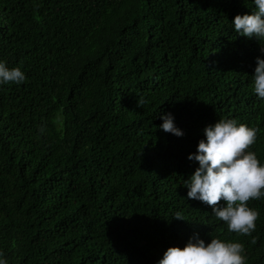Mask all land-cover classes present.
I'll return each mask as SVG.
<instances>
[{"label": "trees", "instance_id": "trees-1", "mask_svg": "<svg viewBox=\"0 0 264 264\" xmlns=\"http://www.w3.org/2000/svg\"><path fill=\"white\" fill-rule=\"evenodd\" d=\"M252 0H0V254L7 264H157L199 234L264 264V198L251 234L188 199L204 128L258 129L261 42L231 20ZM172 112L184 130L159 128ZM208 121V122H206ZM43 129V131L41 130ZM181 213L185 219L175 218Z\"/></svg>", "mask_w": 264, "mask_h": 264}, {"label": "clouds", "instance_id": "clouds-1", "mask_svg": "<svg viewBox=\"0 0 264 264\" xmlns=\"http://www.w3.org/2000/svg\"><path fill=\"white\" fill-rule=\"evenodd\" d=\"M252 3V11L238 13L231 24L237 34L257 38L264 53V0H252ZM256 61L252 90L264 100V55L257 56ZM26 79L21 67L9 68L0 60V85L20 84ZM161 118L160 129L177 136L184 135V130L175 123L174 113L164 112ZM204 134L197 151L188 156L190 160L198 161L199 167L184 183L188 188L187 198L211 206L212 214L225 222L230 232L251 234L259 213L248 201L264 198V163L250 148L257 140L258 129L233 118H219L206 125ZM174 217L185 219L179 212ZM245 260L242 243L217 237L206 242L197 233L184 247H168L157 264H245ZM0 264H7L2 254Z\"/></svg>", "mask_w": 264, "mask_h": 264}]
</instances>
